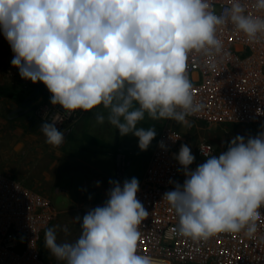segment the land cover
<instances>
[{"label":"clouds","instance_id":"clouds-1","mask_svg":"<svg viewBox=\"0 0 264 264\" xmlns=\"http://www.w3.org/2000/svg\"><path fill=\"white\" fill-rule=\"evenodd\" d=\"M252 7L255 13L242 0H228L217 13L211 0H0V30L20 77L42 82L50 103L63 109L40 126L47 144L65 140L57 123L77 110L102 108L96 122L134 135L145 151L156 136L154 127L139 126L145 119L185 124L205 108L188 76L191 56L206 58L215 70L216 58L229 55L218 36L229 25L249 43L264 39V0ZM205 156L194 170L189 146L181 145L175 157L186 178L163 200L179 218L178 233L197 242L220 233L251 237L264 208V132L246 141L237 135L226 151ZM109 184L103 206L82 222L73 219L78 238L58 242L50 227L45 248L63 264H167L138 252L140 226L149 216L137 199L138 179Z\"/></svg>","mask_w":264,"mask_h":264},{"label":"built area","instance_id":"built-area-1","mask_svg":"<svg viewBox=\"0 0 264 264\" xmlns=\"http://www.w3.org/2000/svg\"><path fill=\"white\" fill-rule=\"evenodd\" d=\"M242 2L250 13H255L254 0ZM211 3L219 13L228 0H211ZM218 36L229 55L216 58L215 70L208 66L211 61L202 56L189 58L188 76L193 83L194 96L205 108L187 119L209 126L253 124L264 127V39L249 43L231 25L220 29ZM56 112L63 115L59 105L53 106L50 99L42 100L33 111L34 124L40 127L44 122L51 123V116ZM80 112L77 110L63 123H57V129L64 132L79 118ZM184 141L179 132L167 126L147 159L137 199L149 216L140 226L138 249L147 247L149 251H164L173 260L185 264H264V208L257 221V231L251 237L243 231L220 233L207 241L197 242L178 233L179 218L163 200V195L174 190L178 183L181 165L175 157ZM195 154L205 162V155H213L214 147L208 141H199ZM131 161V153L119 154L115 172L117 181L123 180ZM56 214L52 201L45 194L0 171V264H46L40 241Z\"/></svg>","mask_w":264,"mask_h":264},{"label":"crops","instance_id":"crops-1","mask_svg":"<svg viewBox=\"0 0 264 264\" xmlns=\"http://www.w3.org/2000/svg\"><path fill=\"white\" fill-rule=\"evenodd\" d=\"M13 57L14 53L3 31L0 30V171L34 188L32 186L34 182L54 178L56 172L63 168L61 157L58 156L59 151L45 142L46 137L34 124V113L29 116L21 114L12 120L4 119V115L8 116L20 107L17 106L14 93L24 95L28 89L31 90L29 94L34 92L32 86L26 82L29 80L22 79L19 70L11 65ZM37 83L44 85L42 82ZM38 93H41V97L37 104L51 97L46 86L38 90ZM98 111L104 110L102 108L88 112L81 110L79 118L65 128L64 141L73 136L77 143L76 149L88 154L92 167L90 173L95 181L99 182L102 198L107 200L112 187L109 181H116L119 154L128 151L130 146L128 140L132 134L121 136L119 131L107 122L98 124L95 119V113ZM126 173L127 169L123 180L117 181L121 186Z\"/></svg>","mask_w":264,"mask_h":264},{"label":"rangeland","instance_id":"rangeland-1","mask_svg":"<svg viewBox=\"0 0 264 264\" xmlns=\"http://www.w3.org/2000/svg\"><path fill=\"white\" fill-rule=\"evenodd\" d=\"M30 91L31 90L28 89L24 95H21V93H14L17 106L20 107L8 114V116L4 115V119L12 120L21 116L19 111L25 109L21 104L23 100L30 95ZM41 93L38 97H41ZM38 102L39 99L35 101L34 107ZM32 113L33 111H28L26 113L24 112V115H22L29 116ZM139 126L146 129L150 126L154 127L156 136L152 140L148 149L145 151H141L139 149L137 137L132 135L129 138L128 142L130 146L127 153L132 154V161L127 167V173L124 180H130L135 177L139 181L143 175L147 159L151 155L159 135L167 126L172 127L179 132L185 139L183 145L190 147L191 152L195 157L193 164L189 166L190 170H194L199 164L203 163V160H199L195 154V147L199 141L203 140L210 142L214 147L213 155H218L220 152L227 150L229 143L237 135L244 137L246 141L249 137H255L260 132H264V127L253 124H219L209 126L200 122L191 121H188L185 124H179L173 120L152 121L145 119V121H143ZM38 128L39 130L41 129L40 127ZM71 137L68 141H64L60 146L55 147L57 151H59L58 156L61 157L60 162L63 169L56 172L54 178L34 182L32 185L35 189L45 194L52 201V204L56 209V217L47 228H56L58 242L75 241L80 235L81 229L79 223L74 222L73 219L79 216L82 222L83 216L89 210H92L97 206H103L106 202V200L102 198L100 186H97L94 176L90 173L92 167L89 163L90 160L88 154H83L82 151H78L76 149L77 143L73 140V136ZM64 172L70 174H64ZM185 178L186 177L183 174V168L181 166L178 183L182 185ZM44 234L45 231L43 232L40 241V248L44 261L46 264H63V262L56 261L50 252L45 248ZM149 250L150 249L147 247H141L138 249V251L142 253L147 252L151 256H160L172 259L171 255L167 252ZM171 263L185 264L177 262L173 259Z\"/></svg>","mask_w":264,"mask_h":264},{"label":"flooded vegetation","instance_id":"flooded-vegetation-1","mask_svg":"<svg viewBox=\"0 0 264 264\" xmlns=\"http://www.w3.org/2000/svg\"><path fill=\"white\" fill-rule=\"evenodd\" d=\"M44 87H45L44 85H41L40 87H38V90H41V89L44 88ZM38 95H39V93H37V95H35L34 97H32V98L29 100L28 104L23 105L22 107L25 108V109L22 110V111H19V113H20V114H23L24 112L26 113V112H28V111H34V109H35V107H34V103H35V101H37V100L39 99ZM23 108H22V109H23Z\"/></svg>","mask_w":264,"mask_h":264},{"label":"water","instance_id":"water-1","mask_svg":"<svg viewBox=\"0 0 264 264\" xmlns=\"http://www.w3.org/2000/svg\"><path fill=\"white\" fill-rule=\"evenodd\" d=\"M26 82L29 83L32 86V89L34 90V92L32 94H30L28 97L25 98V100L22 103V106L28 104L29 100L32 97H34L35 95H37V93H38V87H40L42 85L40 83H33L30 80L29 81H26Z\"/></svg>","mask_w":264,"mask_h":264},{"label":"bare ground","instance_id":"bare-ground-1","mask_svg":"<svg viewBox=\"0 0 264 264\" xmlns=\"http://www.w3.org/2000/svg\"><path fill=\"white\" fill-rule=\"evenodd\" d=\"M141 254V253H140ZM157 258V257H156ZM162 259V258H161ZM167 261V260H166ZM167 264H172V263H170L169 261H167Z\"/></svg>","mask_w":264,"mask_h":264},{"label":"trees","instance_id":"trees-1","mask_svg":"<svg viewBox=\"0 0 264 264\" xmlns=\"http://www.w3.org/2000/svg\"><path fill=\"white\" fill-rule=\"evenodd\" d=\"M139 253L143 254L142 252L138 251Z\"/></svg>","mask_w":264,"mask_h":264}]
</instances>
